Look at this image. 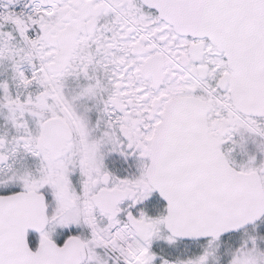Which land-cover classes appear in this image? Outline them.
Instances as JSON below:
<instances>
[{
  "label": "snow or ice",
  "instance_id": "6c2138e0",
  "mask_svg": "<svg viewBox=\"0 0 264 264\" xmlns=\"http://www.w3.org/2000/svg\"><path fill=\"white\" fill-rule=\"evenodd\" d=\"M0 264H264V0H0Z\"/></svg>",
  "mask_w": 264,
  "mask_h": 264
}]
</instances>
